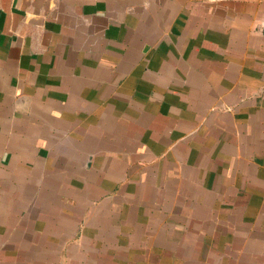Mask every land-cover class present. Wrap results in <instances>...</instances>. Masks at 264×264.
I'll return each instance as SVG.
<instances>
[{"label":"crops","instance_id":"0c3cea01","mask_svg":"<svg viewBox=\"0 0 264 264\" xmlns=\"http://www.w3.org/2000/svg\"><path fill=\"white\" fill-rule=\"evenodd\" d=\"M5 174L0 264H264V0H0Z\"/></svg>","mask_w":264,"mask_h":264},{"label":"rangeland","instance_id":"374dc122","mask_svg":"<svg viewBox=\"0 0 264 264\" xmlns=\"http://www.w3.org/2000/svg\"><path fill=\"white\" fill-rule=\"evenodd\" d=\"M40 176H42V175H38V177H40ZM24 177H26V175H22L21 177H18V178H15L16 179V182H17V184L18 183H21V184H24L23 182L25 181V179H24ZM11 180H13V176H12V179H11V177H8V175L7 174H5V175H0V194H2V197H3V199L5 198V194H7V188H8V185H9V182L11 181ZM26 185H28V184H26ZM20 187V186H19ZM24 186L22 185V188H23ZM21 188V187H20ZM54 189V188H53ZM55 190V189H54ZM28 191V190H27ZM21 193H22V189H21ZM61 193H62V191H58V194L57 193H53V196L51 197V199L49 198V197H46V198H49V200L48 199H46V201H45V199H43L42 201H43V204L42 205H40V208H44L45 207V205L48 203V202H59L60 201V196H61ZM34 194H35V196L37 197L38 196V194H37V191L35 190V191H33L32 193L30 192V193H22V197H20V199L23 201V196H29L30 195V197L32 196H34ZM55 198V199H54ZM77 206V205H76ZM23 206H21V204H20V207H19V205L18 206H16L15 207V209L17 210V209H19L20 208V216H17V219H22V216L26 213V211H25V208H22ZM28 207V206H27ZM2 208L3 207H0V213H2ZM33 208V207H32ZM39 208V207H38ZM66 208H68V209H70V210H72L73 209V207L72 206H69V205H67L66 206ZM85 206H83L82 204H81V206H77L76 208H74V210H75V216H70V215H66V216H68L67 217V219H65L64 221H61V222H56V224L58 225V226H63V227H65V228H67V230H70L71 231V228L69 227H67V226H69L70 224H71V220H72V217L73 218H79L80 216L79 215H81L82 213H84V212H82L83 210H85ZM4 209V208H3ZM28 208H26V210H27ZM31 209V208H30ZM21 210H23L24 212H21ZM34 211L35 210H31V212H30V210H28L27 212L28 213H30V215H31V217H34L35 216V214H34ZM15 214H18V212L16 211V212H14ZM23 214V215H22ZM65 216V217H66ZM2 217H4V215H2ZM83 224H85V223H88V221H86L85 220V222L83 221L82 222ZM81 223V224H82ZM2 224V223H1ZM6 224V223H5ZM10 224H11V228H9L11 231H13V232H11L9 235L11 236L12 234H14V236L16 237L15 239H16V246L17 247H24V246H26L27 244H31V243H36L35 241H36V238H34V237H29V236H24L25 235V233L27 234V233H33L32 232V230H34V222H30L29 223V221H26L25 219H24V221H22V220H17V221H15V222H10ZM29 224V225H28ZM27 225V226H26ZM32 225H33V227H32ZM15 226V227H14ZM10 232V231H9ZM65 234V233H64ZM64 237V236H63ZM62 237V240H64V238ZM9 239V238H8ZM7 238H5L4 240H2V238H0V246H7L8 247V245H10L11 243H7V240H8ZM80 239V238H79ZM79 239H74L76 242H78L79 241ZM10 246H12V244L10 245ZM67 249V248H66ZM48 256H50V255H48ZM57 256H59V255H57ZM68 256L69 255H67V254H65L64 255V257H66V258H68Z\"/></svg>","mask_w":264,"mask_h":264}]
</instances>
